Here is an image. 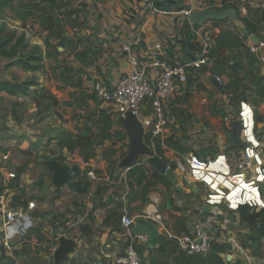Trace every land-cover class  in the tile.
I'll return each instance as SVG.
<instances>
[{
  "label": "crops",
  "instance_id": "0c3cea01",
  "mask_svg": "<svg viewBox=\"0 0 264 264\" xmlns=\"http://www.w3.org/2000/svg\"><path fill=\"white\" fill-rule=\"evenodd\" d=\"M18 1H21L20 6L29 1L42 4L50 12V4L46 0ZM61 7L60 14L68 10L71 17L65 18L60 37L53 35L57 28L56 7L51 11L56 25L53 31H45L42 27L47 15L35 14L26 23L16 16V22L22 24L25 45L35 48L41 56L38 71L12 65L21 55L0 59V81L33 84L25 94L12 96L0 93V122L5 120L6 127V132L0 133V139L7 143L1 147L10 146L9 153H0V156H10L8 162L0 161L3 167L0 177L6 178L7 172L17 173L15 181L6 183L0 179V189L11 198L13 207L26 215L18 225L33 226L27 236L14 241L0 262L116 264L115 260L124 247L122 218H143L152 198H160L169 230L181 234L179 230L183 228L186 230L183 233H189L197 223L191 211L182 207L187 203L182 199L184 188L180 192L176 186L170 199L172 186L158 182L150 167L140 183L141 173L129 176L133 167L119 168L129 152L130 140L117 123L118 114L114 108L97 97L95 82L102 81L107 87L115 88L121 77L133 69L129 51L145 57L161 45L164 55L173 59L177 54L178 62L186 58L194 60L192 45L185 43L178 48L176 43L179 35L183 34L185 12L235 9V17L219 22L207 21L203 28L216 34L217 41L223 33L234 32L243 47L222 49L218 41V47L212 54L214 62L210 67L197 70L190 80L199 81L207 90L198 92L195 85L189 84L187 95L172 103L167 135L157 141L155 151V155L174 167L190 156L199 155V159L208 160L219 153L227 155L231 144L229 132L225 129L229 127L224 123L218 128L212 119L208 122L205 119L210 93L226 95L224 80L230 77L252 88L255 86L254 89L264 88V0H158L155 11H146L139 0H64ZM8 12L11 13L10 10ZM12 14L16 15V12ZM252 46L258 48L257 53H251ZM23 55L26 60L28 56L25 52ZM227 58L228 66L235 67L237 71H230L222 63ZM215 77L223 79L222 89L215 84ZM254 97L252 95L248 100L252 101L258 115L264 116V94ZM49 99H56L58 107L50 104ZM187 113L200 119L198 126L203 128L202 134L195 136L194 132H188L184 138L180 125L183 114ZM200 115L205 116L204 120ZM259 125L261 131H258ZM256 131L264 143V120H256ZM35 147L41 158H50H43L44 161L37 159L38 165H35L27 156ZM187 147L191 150H186ZM231 150L235 158L234 143ZM0 152L5 151L0 149ZM60 157H68V160L73 157L76 161L69 163ZM48 160L70 167L78 166L84 178L88 171H94L98 180H92L84 193L73 190L69 183L57 188L53 183L54 172L44 165ZM41 162L50 174L42 171ZM231 163L234 164L235 160ZM144 165L148 166L147 163ZM144 165L138 163L136 166ZM175 173L179 171L176 169ZM76 179L71 182H76ZM197 187L191 193L200 194L204 189ZM262 193L264 196V186ZM30 203L35 204L33 210L28 208ZM233 214L228 225L235 228L230 231L228 225L221 223L220 228L228 233L219 232L224 236L228 234L226 244L232 253V256L226 255L228 260L232 259L229 263L264 264V238L260 244L253 242L252 228L241 221L238 213ZM200 215L209 217V213ZM161 240L168 244L163 248L158 244L153 250L148 248V238L139 241L144 264H172L174 255H170V250L174 244L163 236Z\"/></svg>",
  "mask_w": 264,
  "mask_h": 264
},
{
  "label": "built area",
  "instance_id": "2783aa9c",
  "mask_svg": "<svg viewBox=\"0 0 264 264\" xmlns=\"http://www.w3.org/2000/svg\"><path fill=\"white\" fill-rule=\"evenodd\" d=\"M139 1L146 11L156 10L158 0ZM192 13L191 10L185 12L184 26H187V30L179 35L176 43L178 48L182 42L192 45L195 49L194 60L183 58V62H178L179 58H175L177 54L173 59L165 56L161 45L145 57H140L136 51H129L133 69L121 77L115 88L107 87L102 81L94 84L97 97L112 106L118 117H125L129 112L137 116L145 130V143L154 154L157 141L167 135L172 103L187 95L189 82L197 70L210 67L214 62L212 54L218 44L216 34L192 24L189 21ZM250 51L255 54L258 48L252 46ZM215 81L223 85L221 77H215ZM224 97V94L220 96ZM228 111L224 113V123L231 129L233 122L239 121L241 124V147L240 150L235 149V163L232 164L226 154L219 153L208 160L190 156L175 165V170L182 173L186 181L205 187V204L200 212L204 214L203 208L210 207L208 219L197 224L192 232L177 234L168 228L159 197L151 199L143 214V219L152 221L158 227L161 236L188 256H207L214 241L226 244L225 236L216 232L215 228L221 223H231L232 217L229 214L225 216L224 209L229 213H238L242 207L255 212L264 211V143L256 131L254 108L244 101L239 104L235 115ZM147 158L141 159L143 165L147 163ZM87 176L93 181L98 180L94 171H88ZM0 179L6 183L15 181L17 173L7 172V177ZM28 208L33 210L35 204L30 203ZM25 217L13 207L8 194L0 192V259L12 248L17 238L27 236L33 229L31 224L18 225ZM135 222L129 216L122 218L124 247L115 260L116 264H144L138 243L147 240V237L134 234Z\"/></svg>",
  "mask_w": 264,
  "mask_h": 264
},
{
  "label": "rangeland",
  "instance_id": "374dc122",
  "mask_svg": "<svg viewBox=\"0 0 264 264\" xmlns=\"http://www.w3.org/2000/svg\"><path fill=\"white\" fill-rule=\"evenodd\" d=\"M20 2L21 1H16V2L13 3V5L8 10L0 12V29L3 31V36L4 37L8 38V37H11V36H15V40H16V38L20 39V38H22L25 35L23 33V29L21 27L22 24L16 22V16L17 15L12 14V12H15V11H17L18 8H21V6H20L21 3ZM60 4H58V6L56 7L57 10L55 12V17L57 19V28L53 32V35L54 36L56 35L58 37H60L61 33L64 31L63 23L65 24V18H69L70 19V17H71L69 15L70 12L68 10L63 11L62 15L60 14L61 11L63 10V8L61 7L63 2H60ZM9 10L11 11V13L8 12ZM245 22H247V21H244V23ZM53 35H51V36H53ZM218 41H219L220 48H222V49L230 48V46H227L223 42L221 37H218ZM62 42H63V39H62ZM20 47H21L20 50L22 52L21 53L22 57L24 56L23 52H25L26 55L29 56V55L32 54L33 50L35 49V48H33V49L30 48L29 45L28 46L26 45L25 49H22V45ZM27 48H30V49H27ZM229 58L226 59L227 61L223 60L222 63H224L226 66H228V59ZM198 82L199 81H197V82L191 81V82H189V84H190V86L195 85L196 86L195 90H197L198 92H205L207 89L205 88L204 84L198 83ZM254 88H255V86L252 88V86L246 85L245 83H243V81H240L239 79L232 80V77H230L229 79H226V81L224 80V88H223V90L226 93L225 97L224 98H220V96H217V93L216 94L214 92L210 93V98H209V103H208V114H207L206 117L204 115H202V116L200 115L201 118L204 120V117H205L207 122L210 121V119H212L215 122L214 126L220 128V126L225 125L224 122H223V117H224V113L227 110H229L228 111L229 113H232L233 115H235L236 112H237V108H238V106H239V104L241 102L246 101V102H249L250 104H252V101L248 100V97H252V95H254L255 96L254 98H258V97H260L261 94H264V88H262V89H260V87L256 88V89H254ZM55 100L56 99H49V102H50V104L55 105L56 107H58L57 106V100L56 101ZM220 100L222 101L221 103H223V104H220ZM220 110L222 111V114L219 113ZM174 115L175 114H173V113L171 114L172 117H174ZM255 115H256V120L258 122V116L259 115H258L257 111H255ZM178 120H179V118H178ZM181 121H183V123H181L180 126H181L182 133L185 135L184 138H187L188 132H194L195 136L198 135V134H202L203 128L201 126H198V123L200 122V119H198L196 117V115H192L190 113H187L186 115L183 114V118H182ZM0 127H1L0 128V133L6 132L5 120H4V122L3 121L0 122ZM259 130L261 131V126L260 125L258 127V131ZM259 135L261 136V134H259ZM2 137L4 139V136H2ZM2 142L3 141L0 139V149H2V150L4 149L5 152H0V153H9L10 152L9 151L10 146L5 145V146L1 147L3 144H7V143H2ZM229 142H230L231 146L228 149L229 152H227V155L230 157L229 158L230 161H232V160L234 161L235 158H234L233 150H231L232 149V144L234 143V140H233V134H231V133H229ZM188 149L191 150V147H187L186 150H188ZM37 151H38V148L35 147V149L31 150V152L27 154L29 160H33L35 165H38V163L36 161L37 159H41V160L44 161V159H43L44 157L41 158V155H39V153ZM230 151H232V152H230ZM45 157L47 159L50 158L49 156H45ZM195 157L196 158H201L199 155L195 156ZM67 158L68 157H64V158L60 157V159L62 161H66L67 160L69 163H73V162L76 161V159L73 158V157L70 158V160H68ZM9 159H10L9 154H6L4 156H0V161L1 160L2 161L5 160L6 162H8ZM40 164H41L42 171H44L46 174H50V172L44 167L42 162ZM171 167H172V171L176 175V181H175V183L172 184V188L173 189H172V191L170 193V199L172 198V193H175V191H176V186H181L182 188H184V192L181 193V194H182V199L183 198L186 199L187 203L184 204L182 207H185V208H187V209H189L191 211L192 216H195V218H196L195 221H196L197 224L201 223V222H204L206 219H208V217L207 216L205 217L204 215H200V214H202L200 212V207L205 204V201H204V197H205V193H206L205 187L201 191L200 194L199 193L198 194L191 193V192H194L193 189L195 187L200 186V185L199 184H195V183H189L188 181H186L182 177L183 176L182 173L179 172V173L176 174L175 173V171H176L175 167L174 166H171ZM2 168L3 167L0 166V172L3 171ZM86 175H87V173H86ZM179 176H181L182 178H180ZM86 178H89V177L87 176ZM197 188H200V187H197ZM0 192H1V189H0ZM185 193H186V195H185ZM223 213H224L225 216L229 214L230 217H233V215H234L233 213H229L226 209L223 210ZM237 216L239 217V214H237ZM228 226H229L228 228H229L230 231H232L235 228L232 225H228ZM215 228H216V232L228 233L226 231H223V229H221L220 226L216 225ZM225 238L228 240V234H225ZM227 240H225V242H228ZM240 243H242V242L240 241ZM24 245H27V243H25ZM226 255L227 256L228 255L232 256V253L229 252V253H226L225 255H223V258H224V260L227 263H229V261L232 262V259L228 260ZM0 263L1 264H13L12 261H10V260L9 261H3L2 260Z\"/></svg>",
  "mask_w": 264,
  "mask_h": 264
},
{
  "label": "trees",
  "instance_id": "16d2710c",
  "mask_svg": "<svg viewBox=\"0 0 264 264\" xmlns=\"http://www.w3.org/2000/svg\"><path fill=\"white\" fill-rule=\"evenodd\" d=\"M16 1L18 0H0V11L9 9ZM58 1L63 2L64 0H46V2L50 4V8H49L50 12H48V9L45 8L42 4H36L33 1H29L28 3H23L21 8L15 12L19 20L22 21L23 23H26V21L29 18L34 17L35 14L40 13L42 14L43 17L44 15H47L46 20L42 22V27L45 31H53L56 25H55V19L52 17V12L55 10V7H57ZM186 30H187V26L183 28L182 33H185ZM221 38L227 46H230V48L239 49L243 47V45L239 40V36L234 32L231 31L225 32L221 35ZM21 45H22V49H25L26 45H25L24 36L20 39L16 38V40H15V36H11L7 38L3 36V31L0 29V59L2 57L14 58L21 55L22 53L20 50ZM181 45L183 47L185 43L182 42ZM24 59H25L24 56L23 57L20 56V58L18 60H15L12 65H20L22 66V68L28 71H38L40 69L38 62L40 61L41 56L38 54L36 50H33L32 54L29 55L26 60ZM228 69L234 72L237 71L233 66H228ZM1 72H2V65L0 62V73ZM32 85H33L32 83H27V82L22 84H16V83L0 81V93L5 92L12 96L25 94L28 92V90ZM219 113L222 114V111L220 110ZM263 120H264V116H258V122H261ZM225 130L231 134L233 133V130L231 128L229 129L226 128ZM234 149H236L235 145H234ZM44 159L47 160V158ZM139 163H142V161H140ZM147 168H149V166L147 165H144V167L134 166L129 171V176L134 177L138 172L141 173V177L139 178V183H140L142 182L143 179H145V172ZM154 177L158 182L160 181L165 184H169V182L167 183L166 179H164L163 177L157 174H155ZM76 180H77L76 182L75 180L73 182H69V185L73 190L81 193L86 192L92 183V180L84 177H80ZM172 184L173 183H170L169 185L172 186ZM238 214L240 216L241 221L246 225H248V227L252 228L253 234L251 236V240L253 242H256L257 244H260L261 239L264 238V211L255 212V211H251L247 207H242L239 210ZM185 231H186L185 229L181 228L179 230V233L182 234ZM159 244L160 247L163 248L168 243L161 240ZM229 251H231L229 245L214 241L212 242L211 251L207 256H188L182 251H180L178 247L175 245L171 248L170 255H174L172 264H230L227 263L223 258V255H225Z\"/></svg>",
  "mask_w": 264,
  "mask_h": 264
},
{
  "label": "water",
  "instance_id": "95a60500",
  "mask_svg": "<svg viewBox=\"0 0 264 264\" xmlns=\"http://www.w3.org/2000/svg\"><path fill=\"white\" fill-rule=\"evenodd\" d=\"M236 16V10L229 8L226 10H203L192 13L189 21L196 26H203L207 21H224L228 18ZM215 84L222 89L216 81ZM117 123L126 131L130 140V149L128 154L121 161L119 168L130 169L136 166L143 157L147 158L148 166L159 176L165 178L169 183H175L176 176L169 165L154 152L145 143V130L137 116L131 112L125 117H118ZM233 140L236 150H240V132L241 124L239 121L232 123ZM241 157V156H240ZM44 165L54 172L53 183L57 188L65 187L73 178L81 177V170L78 166L70 167L60 164L57 161L48 160ZM177 190L182 192L181 186H177ZM211 208L205 206L204 213H210ZM133 232L136 236L147 237L149 240L148 248L153 250L158 246L161 234L158 227L150 220L139 218L135 222Z\"/></svg>",
  "mask_w": 264,
  "mask_h": 264
}]
</instances>
